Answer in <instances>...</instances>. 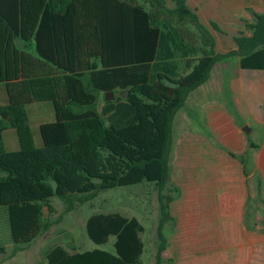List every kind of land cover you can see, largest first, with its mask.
<instances>
[{"label": "trees", "instance_id": "1", "mask_svg": "<svg viewBox=\"0 0 264 264\" xmlns=\"http://www.w3.org/2000/svg\"><path fill=\"white\" fill-rule=\"evenodd\" d=\"M171 1L172 8L168 0H0V84L9 96L0 106V210L15 251L50 231L45 209L54 199L71 213L100 193L149 183L159 192L156 264L163 263V229L174 224L171 205L180 194L169 163L178 112L217 64L239 58L242 69L264 71V15L251 11L252 22L233 38L237 50L221 54L186 0ZM56 17L64 30L75 20L76 47L65 51L69 67L57 38L56 59L42 49L43 30L55 29ZM36 102L56 109V121L41 127V148L27 111ZM8 129L17 133L18 151L6 150ZM86 233L98 246L114 237V252L79 251L74 234L64 232L65 245L57 238L42 248L45 264H144L145 227L137 218L95 213Z\"/></svg>", "mask_w": 264, "mask_h": 264}, {"label": "rangeland", "instance_id": "2", "mask_svg": "<svg viewBox=\"0 0 264 264\" xmlns=\"http://www.w3.org/2000/svg\"><path fill=\"white\" fill-rule=\"evenodd\" d=\"M172 7L173 3L168 1L167 8ZM206 11L212 15L211 8ZM213 32L221 49L233 45L231 36ZM222 88L224 92L220 93L215 70L212 80L190 95L175 118L169 163L172 183L180 194H173L178 196L171 205L174 224L163 229L167 248L161 254L162 264H264V203L252 195L244 157L238 160L230 155L235 136L244 137L246 133L227 86ZM103 103L102 99L100 106ZM6 131L7 139L10 134L17 136L14 129ZM34 133L36 146L43 147L36 128ZM8 148L12 149L10 145ZM51 206L52 210L45 209L46 220L52 223L50 231L18 251L11 241L7 212L0 210V264H45L42 248L57 238L65 245L70 239L64 232L74 234L79 251L114 252V237L108 244L98 246L86 233V221L92 214L109 212L135 217L142 223L144 264H156L162 215L154 185L144 183L100 193L71 213H66L65 205L57 199Z\"/></svg>", "mask_w": 264, "mask_h": 264}, {"label": "crops", "instance_id": "3", "mask_svg": "<svg viewBox=\"0 0 264 264\" xmlns=\"http://www.w3.org/2000/svg\"><path fill=\"white\" fill-rule=\"evenodd\" d=\"M136 1L142 2V0ZM168 1L172 3L171 0ZM186 2L188 7L197 14L200 23L208 28L216 41V51L221 54L237 50L233 38L239 36L244 30L245 21L252 22L251 11L264 15V0H186ZM207 8L212 9V15L206 11ZM239 12H242V15L238 16ZM247 12L250 13V16ZM55 19L57 21L55 29L49 24V28L47 27L43 30L42 49L56 59L57 48L54 37L57 38V46L61 54L62 64L69 67V60L66 57L65 51L67 49L68 52L73 51L76 47L78 35L75 20H68L70 22L67 23V29L64 30L63 24L59 20L61 18L56 17ZM214 26L218 27L221 31L217 30ZM213 30L221 35L231 36L233 45L227 50L221 49L222 46L216 39ZM80 32V35H85V38H88L89 36L87 35H90L87 29L80 30ZM65 38L67 39L65 40ZM87 43L90 45L89 40H87ZM87 43L85 41L84 44ZM19 46L22 48L23 42H19ZM90 61L93 62V59ZM72 62L74 67V58ZM96 62L99 65L101 64L99 60H96ZM215 70L218 71L219 85L221 87L220 93L224 92L222 87L226 85L227 94L229 99L234 103L236 115L244 123L243 130H245L246 135L244 137L235 136L231 147L232 152L238 156L235 159L239 160L241 156L244 157L243 165L246 180L250 182L252 195L261 198L262 203H264V71L242 69L239 58H233L229 62L215 65L210 80H212ZM102 99L103 97L101 101ZM8 104L9 96L7 88L5 85L0 86V106ZM27 111L34 138V128L41 134V127L43 125L56 121V109L51 102L30 104L27 106ZM7 132L9 131L4 132L6 150L8 152L18 151L20 149L18 136L10 134L7 139ZM250 142L255 145L254 148H250ZM9 145L12 149L8 148Z\"/></svg>", "mask_w": 264, "mask_h": 264}, {"label": "water", "instance_id": "4", "mask_svg": "<svg viewBox=\"0 0 264 264\" xmlns=\"http://www.w3.org/2000/svg\"><path fill=\"white\" fill-rule=\"evenodd\" d=\"M128 94H129V92H125L122 94V97L126 98L128 96ZM114 98H115L114 92L107 93V98H106L107 101H112V100H114Z\"/></svg>", "mask_w": 264, "mask_h": 264}]
</instances>
